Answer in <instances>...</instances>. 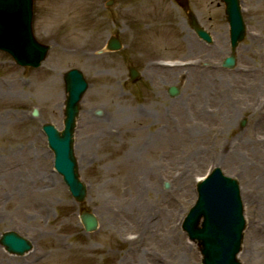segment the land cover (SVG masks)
I'll use <instances>...</instances> for the list:
<instances>
[{"label":"rangeland","instance_id":"1","mask_svg":"<svg viewBox=\"0 0 264 264\" xmlns=\"http://www.w3.org/2000/svg\"><path fill=\"white\" fill-rule=\"evenodd\" d=\"M108 1L34 0L33 31L50 47L47 58L36 70L21 69L0 53V236L14 231L32 245L22 257L0 246V264H137L127 254L126 241L135 236L130 230L134 219L129 216L126 223L114 216L120 201L131 197L121 182L130 178L126 165L133 164L131 153L140 145L146 146L137 157L139 164L156 167L145 181L143 200L154 207L162 194L171 207L157 220L171 217L176 228L172 243H150L151 264H201L197 247L180 226L195 201L196 180L215 167L239 184L245 218L239 261L264 264V111L259 116L253 108L259 101L264 109V0H239L246 34L231 70L220 65L229 55L224 7L217 8L220 0H188L210 31L212 45L184 27L172 0H113L107 8ZM112 35L121 40V51L99 54ZM186 57L198 61L192 70L174 66ZM159 59L173 64L161 68L149 63ZM130 65L140 70L141 82H128ZM71 69L81 71L87 83L73 147L79 180L87 191L82 204L72 200L54 172L53 155L41 132L46 123L63 128V75ZM50 84L59 89L60 101L48 99ZM205 85L207 93L201 91ZM171 86L179 89L175 98L166 93ZM226 99L235 101L236 114H225ZM33 110L37 117L31 116ZM221 115L229 117L227 123L216 119ZM103 127L111 130L110 137L90 140ZM185 127L195 134L187 136ZM223 146L236 157L219 164L214 154ZM6 170L23 185L20 190L5 189ZM52 181L56 193L44 197ZM32 194L42 198L40 206L43 199L47 202L42 213L25 203ZM82 208L97 218L94 233L86 234L79 223ZM108 213L114 216L108 218ZM144 244L139 245L142 250Z\"/></svg>","mask_w":264,"mask_h":264},{"label":"water","instance_id":"2","mask_svg":"<svg viewBox=\"0 0 264 264\" xmlns=\"http://www.w3.org/2000/svg\"><path fill=\"white\" fill-rule=\"evenodd\" d=\"M226 4L227 20L230 25L231 49L243 39V23L237 0H223ZM32 0H0V50L8 53L20 66L37 68L45 58L47 47L39 45L31 30ZM200 38L210 42L209 36L201 30ZM120 45L112 39L108 49L117 50ZM234 58L225 60L224 66L232 67ZM66 101L64 128L58 132L53 126L45 125L44 132L49 148L54 154V166L63 176L73 197L82 201L85 195L83 185L78 181L76 161L73 156V131L78 113V103L85 92L86 83L77 71L65 75ZM171 96L177 95L173 87ZM87 231L95 229V220L82 216ZM245 221L238 183L225 177L215 169L202 183L197 185V200L185 217L182 230L189 241L195 242L200 251L201 264H241L237 260L240 252ZM1 245L9 253L22 255L30 245L13 233L2 236Z\"/></svg>","mask_w":264,"mask_h":264},{"label":"bare ground","instance_id":"3","mask_svg":"<svg viewBox=\"0 0 264 264\" xmlns=\"http://www.w3.org/2000/svg\"><path fill=\"white\" fill-rule=\"evenodd\" d=\"M80 49V47H78ZM74 53L78 52V58L79 56V50L78 49H73ZM81 51V50H80ZM73 53V52H72ZM87 56V54L85 53H81V56ZM73 57H76L75 55ZM193 68H189V69H185V70H181V71H190ZM209 69H205L204 72L208 73ZM185 80L187 82H189L191 79L189 78H185ZM211 80H214V78H211ZM208 81V80H207ZM206 81V82H207ZM253 87V86H252ZM259 88V86H254L253 89L256 91V89ZM209 89V87L207 85L203 86L201 88V91L203 93H207V90ZM50 95L48 96V99L50 100V102H55V101H60L61 99V95L59 92V89L57 88L56 85H48L47 89H46V93H48ZM111 94L112 95H117V93L115 92L114 88L110 89ZM206 91V92H205ZM45 93V94H46ZM219 94H222V92H220ZM226 99V111L225 114L226 115H230L231 113L236 114L237 112V104L235 103V101ZM257 104H259V101H257ZM255 105L253 108L256 107V111L255 113L259 116L262 115V112L264 111L263 109V105ZM224 114V115H225ZM88 118H91V116H88ZM229 117L228 116H220L219 118L216 119H222L224 120L223 124L227 123V119ZM192 130L194 129H188V128H184L185 134L187 136H189V134H191V136H193L195 133L192 132ZM110 132L111 130L108 128H101L99 130V132H97L93 137L90 138V140L92 139H106L107 137H110ZM146 145H140V147H138V149H135L132 153H131V157H132V165H126L129 169V173L130 178H128V180L126 181H122L121 183H124V188L126 186H128L130 192H131V197H128L127 199H123L122 201H120L119 204V210H117V215L114 216L112 215V213H108V218L114 216V217H119L122 218L123 222H130L129 220V216H131L134 220L132 223V227H131V231L133 232V234L136 235V237L130 238V240H127V245L129 247L127 254L131 253L135 259L137 264H151V254L152 252L150 251L149 245L150 243H153L154 240H157L159 242L163 241H168L169 243H172L174 236V232L176 230L175 225L173 220H171V217L168 218V220L165 222V220L163 222H160V220L158 221L157 218L159 215H164V212H168L171 205L168 202V200L166 201L164 199V196H162V194L159 193V195L156 197L157 201L156 202V206L151 207L147 202H145V200H143V193L145 192V181H148V177L152 176L155 171H156V167H149L145 164H139V161L137 160L138 155L140 156V152L141 150H144V147ZM224 150L221 149H217L215 151V161L218 162L219 164H224L225 161L227 159H229L231 161V157H236V153L233 150H229L227 146H223ZM79 151H83L82 146L78 147ZM228 151V154H226V152ZM225 153V155H218V153ZM241 164V162L238 164V166ZM4 178H5V189L8 190L9 192L12 191V189L15 190H20V188L23 186H19L16 182V179L14 178V175H12V173L9 170H6L5 173L3 174ZM47 178V175H44L43 177V181L44 179ZM48 183V182H47ZM52 187H51V186ZM55 183L52 181L48 184V186H46V190L43 194L44 197H49L51 196V193H56L55 192ZM3 189V188H2ZM27 187L25 186L24 190H26ZM33 190V189H32ZM126 191V190H125ZM31 194V192H28ZM27 198L25 199V203L27 204H32L33 207H36L35 212L36 214L38 213H42L44 210H46L47 208V202L45 201V199H43V202H41V206L38 204V202L40 200H42V198L38 195H29L26 196ZM152 208H156L154 211ZM132 214V215H131ZM169 217V216H168ZM124 224V223H123ZM168 238V240H167ZM144 244V249L142 250L139 245L142 243Z\"/></svg>","mask_w":264,"mask_h":264}]
</instances>
